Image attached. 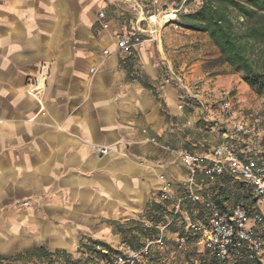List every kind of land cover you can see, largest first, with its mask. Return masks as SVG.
Listing matches in <instances>:
<instances>
[{
  "label": "crops",
  "instance_id": "0c3cea01",
  "mask_svg": "<svg viewBox=\"0 0 264 264\" xmlns=\"http://www.w3.org/2000/svg\"><path fill=\"white\" fill-rule=\"evenodd\" d=\"M140 13L131 0H0V264L37 247L59 260L89 240L130 248L117 228L156 211L158 175L182 190L180 160L149 141L183 147L190 121L178 88L159 79L171 67L166 25L157 40L116 46Z\"/></svg>",
  "mask_w": 264,
  "mask_h": 264
},
{
  "label": "rangeland",
  "instance_id": "374dc122",
  "mask_svg": "<svg viewBox=\"0 0 264 264\" xmlns=\"http://www.w3.org/2000/svg\"><path fill=\"white\" fill-rule=\"evenodd\" d=\"M159 5L166 10L167 16L176 17V9L193 10L200 5L199 0H192L185 4L184 0L177 3L173 0H158ZM164 27H162L163 29ZM162 41L165 53L170 57V66L160 64L159 79L165 82L167 77H173L171 84L175 85L182 95V109L190 117L187 135H183L180 142L183 147L197 152H208L223 140V133L228 131L229 124L244 117L248 112H254L260 117L253 134L239 135L237 145L239 149L264 156V92L257 93L243 80V75L232 69L227 63H222L216 46L206 33L190 30L181 26L178 28L166 25L163 29ZM165 34V36H164ZM255 49L264 50V44L256 45ZM191 75V76H190ZM180 77L178 80L176 77ZM223 100H229L230 111L220 108ZM176 143V142H175ZM177 144V143H176ZM217 189L218 200L222 205H230L238 200L245 201L249 206L253 203L246 187L224 179L222 183L214 184ZM181 188L175 189L178 197ZM176 199L152 203L155 212L148 215L133 233L137 238H131L130 244L126 237L130 236L128 228L121 232V243L131 248H138L156 237H151L154 224L166 222L172 214L171 206ZM159 205V209L158 208ZM189 215L196 218L193 210ZM151 222L146 226L145 222ZM252 222H249L251 225ZM157 229V228H156ZM259 233L264 237V222L258 225ZM184 237V242L179 241ZM125 238V239H124ZM212 257L203 245L200 235L184 231L181 220H176L164 230V244L162 247L151 243L146 264H209ZM22 264H103L97 254L86 246L79 245L73 253L63 252L59 260H53L44 252L26 253V261Z\"/></svg>",
  "mask_w": 264,
  "mask_h": 264
},
{
  "label": "built area",
  "instance_id": "2783aa9c",
  "mask_svg": "<svg viewBox=\"0 0 264 264\" xmlns=\"http://www.w3.org/2000/svg\"><path fill=\"white\" fill-rule=\"evenodd\" d=\"M147 1L149 7L145 11L142 0H131L133 7L141 13L124 33L117 36V49L127 51L147 39L157 40L161 28L167 24L179 27L176 22L171 21L170 16L167 17L166 10L159 5L158 0ZM98 16L102 20V26L107 27L104 11L100 10ZM103 52L107 54L109 51L104 49ZM130 75L135 79L134 72H130ZM47 76L48 67L42 64L39 76L31 88L32 95L38 100L39 91ZM176 78L180 80V77ZM171 79L173 77H167L165 82L170 83ZM220 108L230 111V101L223 100ZM259 122L260 117L256 113L248 112L208 152L171 146L155 137L149 139L178 158L184 166L186 175L181 182L182 191L176 197L172 179L164 173L159 174V201L176 199L171 206L170 218L166 222L153 225L158 229V236L152 241L138 248L123 249L105 264H146L150 244L155 243L162 247L164 230L176 220H181L185 232L201 236L212 259L219 262L233 260L236 264H264V240L258 231V225L264 222V156L251 155L248 149H239L236 145L238 136L253 134ZM95 149L100 153L108 151L104 146H95ZM224 179L246 187V192L253 201L251 206L243 200L230 205L220 204L218 190L211 186L222 183ZM23 204L28 205L29 202L25 201ZM190 209L196 212V218L189 215ZM249 222L252 224L249 225ZM145 225L151 226V222L146 221ZM178 239L184 242V237ZM96 247L99 248V245Z\"/></svg>",
  "mask_w": 264,
  "mask_h": 264
},
{
  "label": "trees",
  "instance_id": "16d2710c",
  "mask_svg": "<svg viewBox=\"0 0 264 264\" xmlns=\"http://www.w3.org/2000/svg\"><path fill=\"white\" fill-rule=\"evenodd\" d=\"M173 1L182 2V0ZM191 1L184 0V3L187 4ZM199 1L200 5L193 10L185 11L177 8L176 17L171 21L184 28L206 33L218 49L219 60L222 63L229 64L233 70L242 73L243 80L251 89L257 93L264 92V50L262 49L258 53V50L255 49L256 45L264 44V0ZM146 86L154 91L150 85L147 84ZM248 153L255 155L249 150ZM218 202L221 204V200H218ZM157 209H159V205ZM138 227H140L138 222L127 227L130 236L124 237L129 243L131 238H137L136 233H133V231ZM117 229L123 231L121 228ZM150 229L153 231L151 237H157L158 229L156 227H150ZM259 235L264 240L261 232ZM97 245H99V248L96 247ZM82 246L90 248L95 255L97 254L103 264L112 260L117 253L121 252L120 249L99 240H89V243ZM32 251L46 253L42 251L41 247L34 248L27 253ZM202 264L204 263L202 262ZM209 264L236 263L233 260L219 262L212 259Z\"/></svg>",
  "mask_w": 264,
  "mask_h": 264
}]
</instances>
